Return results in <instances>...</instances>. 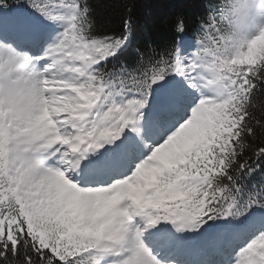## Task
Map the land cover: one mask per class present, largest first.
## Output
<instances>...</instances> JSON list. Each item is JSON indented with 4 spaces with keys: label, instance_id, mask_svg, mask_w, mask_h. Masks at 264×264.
Returning <instances> with one entry per match:
<instances>
[{
    "label": "snow or ice",
    "instance_id": "6c2138e0",
    "mask_svg": "<svg viewBox=\"0 0 264 264\" xmlns=\"http://www.w3.org/2000/svg\"><path fill=\"white\" fill-rule=\"evenodd\" d=\"M188 27L129 70L128 22L97 35L86 0H0V264H264V188L242 184L264 162V5L210 0Z\"/></svg>",
    "mask_w": 264,
    "mask_h": 264
},
{
    "label": "trees",
    "instance_id": "16d2710c",
    "mask_svg": "<svg viewBox=\"0 0 264 264\" xmlns=\"http://www.w3.org/2000/svg\"><path fill=\"white\" fill-rule=\"evenodd\" d=\"M14 3V0H8ZM23 2V0H21ZM84 2V0H82ZM97 35L120 36L125 33V22L130 24L126 47L116 58V66L134 68L141 57L148 62L166 56L171 51L178 34L177 18L188 23V35L198 27L207 14L210 0H86ZM223 7L225 0H211ZM154 50V51H153ZM246 194L264 188V162L251 177L242 181Z\"/></svg>",
    "mask_w": 264,
    "mask_h": 264
},
{
    "label": "clouds",
    "instance_id": "9594fccd",
    "mask_svg": "<svg viewBox=\"0 0 264 264\" xmlns=\"http://www.w3.org/2000/svg\"><path fill=\"white\" fill-rule=\"evenodd\" d=\"M256 5L257 6L264 5V0H256ZM247 34L249 36L254 34V28L251 25L249 26V28L247 30ZM261 46H264V45H261ZM69 47L71 48V52L66 51L65 53L55 55L52 57V60H53L52 67L55 68L57 73L61 76L66 75V74L70 75V73L68 71V65L66 62L69 60H75L77 58V55H76L77 49L72 44H70ZM208 55H210V54L205 53L203 56L199 57L201 64L198 66L203 67L205 71L208 70V65L210 63V61L208 60ZM20 56H22V57L28 56L29 57L28 60H26V61L22 60L21 62H19L16 65L17 71L20 74L34 73L38 70L39 61H37L35 59V57H32L27 52L20 53ZM193 70H195V67ZM49 71H51V69H49ZM209 75H211V73H209ZM205 81H206V84L203 86L204 90L207 92H214L215 87H214L213 81L211 79H209L208 77H205ZM204 99L206 101H208L209 103H211L213 101V97H211V96H206V97H204ZM115 254L118 256L119 252H116Z\"/></svg>",
    "mask_w": 264,
    "mask_h": 264
},
{
    "label": "rangeland",
    "instance_id": "374dc122",
    "mask_svg": "<svg viewBox=\"0 0 264 264\" xmlns=\"http://www.w3.org/2000/svg\"><path fill=\"white\" fill-rule=\"evenodd\" d=\"M259 8V7H258ZM6 17H8V19H12V20H14L13 18H11L9 15H7ZM259 22V21H258Z\"/></svg>",
    "mask_w": 264,
    "mask_h": 264
},
{
    "label": "bare ground",
    "instance_id": "6f19581e",
    "mask_svg": "<svg viewBox=\"0 0 264 264\" xmlns=\"http://www.w3.org/2000/svg\"><path fill=\"white\" fill-rule=\"evenodd\" d=\"M14 21V20H13Z\"/></svg>",
    "mask_w": 264,
    "mask_h": 264
}]
</instances>
